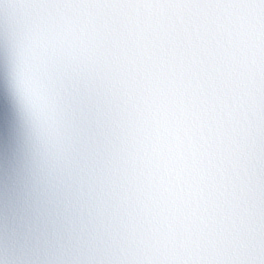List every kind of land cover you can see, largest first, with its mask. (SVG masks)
<instances>
[{
  "label": "snow or ice",
  "instance_id": "1",
  "mask_svg": "<svg viewBox=\"0 0 264 264\" xmlns=\"http://www.w3.org/2000/svg\"><path fill=\"white\" fill-rule=\"evenodd\" d=\"M0 264H264V0H0Z\"/></svg>",
  "mask_w": 264,
  "mask_h": 264
}]
</instances>
